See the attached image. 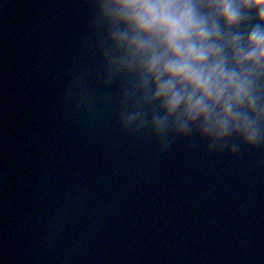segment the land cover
I'll return each instance as SVG.
<instances>
[{
  "label": "clouds",
  "instance_id": "9594fccd",
  "mask_svg": "<svg viewBox=\"0 0 264 264\" xmlns=\"http://www.w3.org/2000/svg\"><path fill=\"white\" fill-rule=\"evenodd\" d=\"M90 7L93 65L73 73L64 91L74 111L111 106L115 87L120 129L148 133L161 151L176 139L230 155L264 146V0H90Z\"/></svg>",
  "mask_w": 264,
  "mask_h": 264
},
{
  "label": "water",
  "instance_id": "95a60500",
  "mask_svg": "<svg viewBox=\"0 0 264 264\" xmlns=\"http://www.w3.org/2000/svg\"><path fill=\"white\" fill-rule=\"evenodd\" d=\"M191 264H264V146L208 154Z\"/></svg>",
  "mask_w": 264,
  "mask_h": 264
}]
</instances>
